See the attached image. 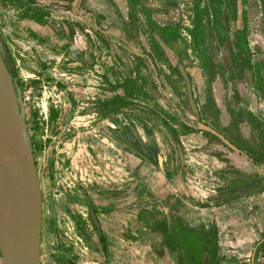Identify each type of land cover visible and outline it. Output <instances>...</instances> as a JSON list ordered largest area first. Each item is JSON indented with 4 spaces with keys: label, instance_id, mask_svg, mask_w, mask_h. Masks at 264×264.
<instances>
[{
    "label": "crops",
    "instance_id": "1",
    "mask_svg": "<svg viewBox=\"0 0 264 264\" xmlns=\"http://www.w3.org/2000/svg\"><path fill=\"white\" fill-rule=\"evenodd\" d=\"M258 2L264 24V0ZM235 4L236 26H247L248 10L238 0ZM226 6V0H199L191 10L181 0H0V43L13 57L18 78L25 75L36 88L29 103L41 115L47 148L43 162L45 167L50 163L42 189V264H178L177 252L155 226L161 224L162 214L183 218L191 227L214 224L217 238L224 237L228 227L232 245L243 240L235 233L241 230L230 229V223L224 230L218 219L219 214L235 211L230 208L234 200L214 205L210 201L207 206L219 196V173L226 163L207 146L200 131H180L173 124L177 129L171 142L170 134L161 130L163 124L148 129L137 112L144 91L140 72L128 64L150 59L155 65L149 70L152 84L166 102L168 96L173 100L169 71L178 86L174 73L179 64L190 73L206 70V63L194 57L199 54L190 53L192 25L204 23L200 15L208 23L224 24ZM246 33L243 45L251 62L246 81L238 80L239 86H234L235 103L260 114L264 125V67L255 69L257 60L264 58V31ZM151 42H157L156 49ZM233 54L240 56L226 53L227 77L230 70L242 69ZM197 89L203 93L205 85L198 84ZM135 142L143 148L133 146ZM164 150L169 155L161 157L169 158L173 181L152 166L154 152ZM248 162L246 168L254 165L253 160ZM198 172L209 173L214 182L202 183L199 190L194 184ZM258 195L264 192L244 198L251 201ZM178 199L194 208L190 214L188 208L174 207Z\"/></svg>",
    "mask_w": 264,
    "mask_h": 264
},
{
    "label": "rangeland",
    "instance_id": "2",
    "mask_svg": "<svg viewBox=\"0 0 264 264\" xmlns=\"http://www.w3.org/2000/svg\"><path fill=\"white\" fill-rule=\"evenodd\" d=\"M197 1L199 2V0H181L183 5L185 7H187L188 9H190L189 7H192L193 4ZM235 1L236 0H226L227 6H226V9H224V11H223V22H224V24H222L220 27V30H221L222 36H223V43H221L219 41V38L217 37L220 32L217 29L218 26H216L215 20L213 23H208L205 19V15H200L201 20H204V25L202 27L203 33L201 36L202 39H200V47L202 48L201 50L204 53H206L208 56H209V54H211L213 57L217 58L218 60L220 59V61H221V58H224V64H225V59H226L225 52L226 53L227 52L240 53V56L239 57L237 56V58H236L238 61L240 57H243L242 54L244 53L243 50L245 49V47L241 46V42H243L241 40V38H243V37H240V33L238 32V28L236 27V23H235V14L237 13ZM241 1L242 2H240L238 0V4L241 5V3H242L241 7L248 10L247 18H246L247 19L246 20L247 26H245V28H246L245 33L247 32L246 34L250 35V31H252L254 34H256L258 32V30L264 31V24L262 23V10L260 7V3L258 2L259 0H241ZM261 53H262L261 50L258 51V54H261ZM259 57H260V55H259ZM136 64H137L136 61L134 64L132 63L133 66L138 67V70L140 72L139 73L140 74L139 80L141 82L140 87H141V89L143 88L142 90H144L142 92L147 93V96L144 97L142 95V92H140L142 99L140 100V103L137 106V108H138L137 112H139V114H140L139 119L147 125L148 129L149 128L150 129H156L158 126L160 127L163 124L165 128L162 127L161 130H165V132L170 134L169 140L172 142L173 141V131L169 130L168 126L173 128V124H176L178 130H180V131H182L181 129H183V128L180 127V125L177 122V118H176L177 115L173 112V107L169 104V102H166L165 99H163V97L160 99L159 94L157 93L155 86L152 84L150 72L148 70H146L143 66H138ZM163 64H165L166 67H170V65L168 63H163ZM125 65L127 66V64H125ZM259 65H260L259 67H262L260 61H259ZM159 67L161 68V70H164L162 65H159ZM134 71L137 74L136 69ZM14 76L17 77L19 84L23 90L25 89V87L27 85H32L29 80H28V82L26 81L27 78H25V75L21 78H18L17 73H16V75H14ZM166 76L168 78V85L170 86L171 91L173 92V78L171 77V76H173V71H169L168 75H166ZM178 86H180L179 88H181L183 86L182 81H180V85H179V80H178ZM181 92L184 95V92L182 90H181ZM169 101L172 103L174 102L171 99ZM24 104H25V110H26V117H27V121H28L29 137H30L31 142L34 143V145H35L33 152H34L35 159L38 163V170H39V176H40V180H41V187H42V189H44V181H43V173H42L43 172L42 169H43V165H44L43 155L47 151V148H45V142H44L45 139H43V137H42L45 132L43 131V124L41 121V115H38L36 109L32 108V105L30 103L24 102ZM174 105H177V100H176V102H174ZM184 106H186V105L184 104ZM178 110H180V109L178 108ZM215 123H216V121H215ZM210 139L212 141L214 140L213 137H210ZM157 143L164 145L162 143L160 137H157ZM169 144H171V143H169ZM262 144L264 145V142ZM133 146H136V147L139 146L137 148H143L140 145H138L137 142L133 143ZM140 150H142V149H140ZM142 152L144 154L147 153L146 150L142 151ZM162 154L167 155V157L169 155L167 150H164L163 152L161 151V154H159L158 152H156V153L154 152V155H152V159H153V162H152L153 165L152 166L156 171H158V169L160 170V168L158 166V162H157V157H158L157 155L161 156ZM217 154H218V152H217ZM161 158H162V163H163L165 170L171 173L172 170L169 168V158H167V160H164V161H163V157H161ZM257 167H259V169H257V170H259V172L260 171L264 172V163L261 164L260 166H257ZM246 169H249V168H246ZM238 170L244 171V169H237V168L231 169L230 168L229 170H227L224 173V171L221 170L219 173L220 178H222L221 186L225 183H228L227 181L232 176H234V174ZM160 172H161L162 176H164L166 178V176L164 175V173L161 170H160ZM210 177H211V175L207 172H198V175L196 177L197 183L195 182L194 184L199 188V190L200 189L202 190V188H203L202 183H205L206 186H210V184H212L214 182L213 181L214 179L210 178ZM174 178L175 177H173V179ZM166 179L168 180V178H166ZM263 180H264V177H263ZM168 187H170L169 183H168ZM233 190L227 189V193L230 191L232 192ZM262 192H264V191H262ZM262 192H255V193H262ZM250 194H253V193H250ZM247 195H249V194H247ZM244 197H245L244 194L243 195L239 194V196H236L235 198L230 200L231 202L234 200V203H232L230 208L235 210L233 213H231V215L227 214V212H226L224 217H223L224 213H222V215L219 214V216H218L220 225L223 226V227H221L222 229L225 230L226 227H224V225H226V223H230V227H229L230 229L232 227H235V228L241 230V232H235V233L238 234L239 237H243V240H244V242H242L243 240L239 241L240 238L238 237L239 238L237 241L238 244L232 245L233 243L231 244V242H230L231 237L230 238L227 237L228 236V231H227L228 227L226 228L224 237L217 238V240L222 239L220 248L218 247L219 253L222 256H224V260H222L221 264H264V256H261L259 253H256L257 245H258L257 242L259 241V239L262 235L261 229H262V227L264 229V195H258V196H256L257 199H254V200L252 199L251 201H248ZM165 198H167V200H168L169 196H166ZM210 201L212 202L213 205L214 204H220V203H216L215 198L209 200L208 204H207V202H201L199 204L201 205L203 203V204H207V206H210ZM173 203L175 204L174 207L177 209L180 208L181 210H183V207H184V209L188 208V211H186L188 214H190L189 210L194 209L192 206H190L189 204H186L181 199L173 201ZM226 203H229V201ZM163 204H164V201H163ZM166 206L169 207L168 205H166ZM197 206L200 207L199 205H197ZM162 215L163 216H162L161 224H160V226L157 225L158 227L161 228V230H162V227L169 226L172 223L173 219L174 220L177 219L178 222L185 225V223L182 220L183 218L182 219L181 218H173L172 215H169V216H167L165 214H162ZM210 219H213V218H210ZM191 220H192V218H190L189 221H191ZM187 223L191 224L190 222H187ZM161 225H162V227H161ZM187 226H189V225H187ZM193 226H197V225H193ZM209 226L207 228H209ZM189 227H191V226H189ZM192 228H200V227H192ZM162 232H163V230H162ZM229 234H231V233H229ZM233 239L235 240L234 237L232 238V240ZM229 244H231L232 247H230ZM184 259H185V261L188 260V258H186V257H184ZM189 260H191V259H189Z\"/></svg>",
    "mask_w": 264,
    "mask_h": 264
},
{
    "label": "water",
    "instance_id": "3",
    "mask_svg": "<svg viewBox=\"0 0 264 264\" xmlns=\"http://www.w3.org/2000/svg\"><path fill=\"white\" fill-rule=\"evenodd\" d=\"M148 60L154 71L153 63ZM179 69L197 116L193 124L233 147L219 132L199 120L189 77L182 65ZM153 76L158 81L155 73ZM160 90L166 96L164 90ZM169 104L173 107L172 102ZM174 109L186 120L177 108ZM157 162L164 175L173 180V172L165 170L159 155ZM92 215L97 225L93 212ZM42 217L41 180L29 137L22 88L11 73L0 43V264H42Z\"/></svg>",
    "mask_w": 264,
    "mask_h": 264
},
{
    "label": "flooded vegetation",
    "instance_id": "4",
    "mask_svg": "<svg viewBox=\"0 0 264 264\" xmlns=\"http://www.w3.org/2000/svg\"><path fill=\"white\" fill-rule=\"evenodd\" d=\"M195 3L193 4V6L195 5ZM191 14L194 15L193 19L195 21L198 20L197 18L195 19L196 15L193 12H191L190 15ZM236 18H237V15H236ZM236 18H235V21H236ZM215 21H216V26H218L217 29L220 32L217 37L219 38V41L223 43V36L220 30L221 20H218V21L215 20ZM203 25L204 23L199 22V21L195 22V24L192 25L194 31L192 33L190 32L191 34H189L188 45L190 48V53L195 54L194 53L195 51L196 53L199 54V56L198 55L194 56L195 59L198 60L201 58L206 63V66H205L206 70L205 72L200 70L199 73H196L197 75L194 72L190 73V72H187L185 69L184 70L187 73L189 80H190L191 92L193 95V100L197 107L199 120L211 126L213 129L219 132L233 147L224 143L221 139H219L218 137H215L211 133H208V132L205 133L206 131L199 130L195 126V124H193V119L197 116H195L196 113L194 112L193 107L191 106L190 101H189L186 83L179 69L180 64L178 65V69L180 72L178 71V69H177V72L175 70L176 73H174V76H175V79L179 80V85H180V81H182L183 86L179 88L180 86L175 85L176 82L173 79V94H174L173 101L174 99L177 100V105H178V106L173 105V112L177 115L176 118H177V122L180 125V127L183 128L181 124L183 123L188 128V129L183 128L181 129L182 131L194 130V131H200L204 134V136L207 138V146L208 147L210 146L209 148H212L213 150L217 151L218 158L226 163L227 168L222 169L224 173L230 168L233 169V168H236V166L238 167L239 165H243V164L245 166L243 169L246 170V167H248L247 165H249L248 160H251V161L253 160L252 163L255 165L253 156H257L258 153L261 151L259 150V148L264 149V146H259L264 141L261 138L264 136V125H263V122H261L260 119L258 118L260 114H258L257 112L255 113L246 108L239 107V105L235 103L236 89H234V86H239L240 83L238 82V80L244 81L247 78L248 73H246V70L249 68V65L251 62V58H250L251 56H248L246 49H244L242 61L240 62V61H237L236 59L237 55L233 54L234 55L233 59L235 58L236 61L238 62V65L240 66L238 67V69L239 68H242V69L241 71H236V72L230 70L229 76L227 77L226 75L227 72L225 71V68H224V58H221V61H220V59L218 60L217 58L213 57L211 54H209L208 56L206 53H204L201 50L202 48L200 47V39H202L201 36L203 33L202 32ZM236 27L238 28L240 37H243L241 38V40L243 41L246 28L244 25H241L238 23ZM1 45L3 47L2 43ZM151 45L154 49H156L157 42H151ZM241 46L244 47L243 42H241ZM3 48L5 52V58L9 61L11 73L13 75H16V71L14 69L13 62H12L13 57H11V54L8 51L7 47H3ZM184 54L187 55L185 52ZM145 59L147 60L146 57ZM141 63L143 64H137V65L143 66L148 71L151 69V66L148 60L146 62L142 60ZM128 64L129 66H132V62H129ZM71 65L72 66L75 65L74 59L71 61ZM153 66L155 68L154 64ZM259 66L260 65L257 60V62L255 63V69H257V67ZM199 75L200 77L202 76L203 79L202 77L198 79L197 77ZM150 77L152 79L151 74H150ZM254 83L255 82H253V86H254ZM198 84L205 85V89L203 90V93L201 92L199 93L197 89ZM222 89L224 90L223 96L220 93ZM156 90L161 99L162 97L159 93V90L158 89ZM181 90L184 92V95L182 94ZM237 90H239V87ZM142 94L144 97L147 96L146 92H143ZM168 97L171 99L170 96ZM184 104L186 106H184ZM177 107L180 109L179 110L180 113L183 115V117L186 120H183L180 114L176 112L174 108H177ZM174 125H173V134H176L177 125L176 126ZM211 136L215 137L213 138L214 139L213 141L210 139ZM31 144H32L33 151H34L35 145L32 142ZM49 165L50 163L47 164L46 167L45 165H43V169H42L44 187H45V180L47 179L48 175L50 176V172H51ZM170 181H173V180H170Z\"/></svg>",
    "mask_w": 264,
    "mask_h": 264
},
{
    "label": "trees",
    "instance_id": "5",
    "mask_svg": "<svg viewBox=\"0 0 264 264\" xmlns=\"http://www.w3.org/2000/svg\"><path fill=\"white\" fill-rule=\"evenodd\" d=\"M264 67V58L260 60ZM132 95V94H131ZM183 128L188 129L183 123ZM173 131V128L169 127ZM207 133V132H205ZM215 138L214 136H211ZM259 146H264L260 144ZM257 156H253L255 166L264 163V149ZM253 155V154H252ZM251 155V156H252ZM264 172L251 167L244 171H237L227 182L218 188V195L215 197L216 203H226L236 196L247 195L255 192L264 191ZM227 189H234L227 193ZM160 224L156 223L155 226ZM152 227V226H151ZM162 227V225H161ZM165 243L173 251L177 252L179 257L178 264H221L224 256L219 253L217 228L211 224L209 228H192L173 219L169 226L162 227ZM257 242L256 253L264 256V229ZM184 257L188 258L185 261ZM191 259V260H189Z\"/></svg>",
    "mask_w": 264,
    "mask_h": 264
},
{
    "label": "built area",
    "instance_id": "6",
    "mask_svg": "<svg viewBox=\"0 0 264 264\" xmlns=\"http://www.w3.org/2000/svg\"><path fill=\"white\" fill-rule=\"evenodd\" d=\"M34 87L32 85H27L25 89H22V95L24 102H31L33 98Z\"/></svg>",
    "mask_w": 264,
    "mask_h": 264
}]
</instances>
